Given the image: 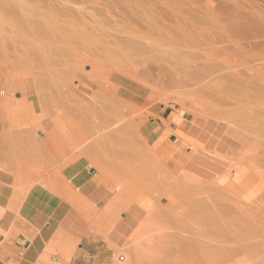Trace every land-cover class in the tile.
<instances>
[{
	"label": "rangeland",
	"instance_id": "374dc122",
	"mask_svg": "<svg viewBox=\"0 0 264 264\" xmlns=\"http://www.w3.org/2000/svg\"><path fill=\"white\" fill-rule=\"evenodd\" d=\"M3 1H5V4ZM3 1H0L1 2L0 8L3 9V7H5L6 5L9 8L5 7V10L0 9V14H2L0 15V33H1L0 55L5 50L9 49V47H11L12 50L16 48L14 50L17 51L18 55H19V51L20 53L22 52L19 55L21 58L23 54H25L24 53L25 50H27L28 53L29 51L31 52V50L26 49L28 48L27 47L28 45L29 47L30 45L31 47L40 46L42 44L40 43L39 45V42L41 40L39 41L38 39L39 42H37L36 35L35 34L31 35V33H29L30 35L26 33L28 37L30 36L29 38H27V35H25L24 33L26 29L24 28L23 31L19 30L20 23H18L19 25H17L16 21L18 20L20 15H22V17H20L22 19L26 18V20H30V21L32 20L39 21L37 23L39 24L42 23L44 26L46 25L45 32H47L46 34H48L49 32H52L51 28L55 26L56 27L58 26L60 28L59 25L63 24V22L59 20V17L61 18L63 13H67V12H64L63 10L60 11V9H62V6H60L59 4L63 6L64 5L67 6L69 10L70 8H72L71 10H74L71 11V13L73 12L72 16L73 18H76L75 22L73 23V33L75 36V42L78 41L79 44H82L86 41H94L92 35L90 34V29L99 31V32H95L94 34L97 38H99L98 35L102 36L104 34L106 35L113 34L114 30L120 29L136 36V37L133 36L134 37L133 41L137 42V46L130 47L131 49L128 48L129 52L136 54L135 52L137 51V49L138 50L141 48L143 50L145 49L143 51L144 53L143 52L139 53L137 57H135L137 58L138 62L140 61V59L141 60L144 59L143 60L144 62L140 61V64L137 62L139 67L137 69V75H138V71L139 74L143 75V77L142 75L140 76L138 75V78L141 81L139 82L141 86L146 87L147 84H153V86H155V89H152V91H150L149 89H145L144 90L145 92L136 93V95L139 94L138 98L135 100V104L138 107L136 113V121H138L141 125L139 124V126H137V130H136L137 132H135V134L136 133L139 134L135 136L138 138V139L136 138L137 141L135 142L137 143L136 144L137 146L138 145L140 146V147L138 146V150L140 149V153H142V155H144L145 153L144 156H147L146 157L147 160L145 158L142 159L143 161L145 160L147 161L150 171L154 173L155 181L153 180V183L155 184L150 185V187L152 186L151 191L153 193L149 189H147L149 186L147 188L143 186L142 190L139 188L128 189L127 192L125 193L124 200L121 202L122 208H126V206H129L131 202H135L141 205L142 209L148 210V208L153 203V198L156 195L162 194L164 190L168 188L173 192L182 189V188L179 189V187H183L182 185L187 183L185 179L189 181L188 182L189 185L190 182H195L196 184H198L199 181L196 178L198 179L201 178L200 180L202 184V191H203V195L206 197V202H212L213 204H224V203L228 204L231 203L230 201L235 195H238L239 197L242 198H248L249 200L256 199L255 197L258 194L257 189L259 184L255 182V184L250 183L251 185L248 186L249 178L250 177L253 179L256 178L258 180V175L260 176L262 175L261 171L264 168L262 167L263 168L262 170L260 167H255V169H251L249 173H246L245 178L243 176H240L239 178L235 176V172H239V168H237V166L234 165L233 161L236 159L235 157L237 155L240 157L242 155L239 154L240 153L239 149L236 148L239 147L238 143L240 142L238 141V139H237L238 142L236 141L234 135H237V129L239 130V127L240 128L245 127L247 124H254V123L264 124V96L262 94L264 93L262 91L264 89V49H263L264 48V22H263L264 0H195V1L194 0L192 1L191 0H178V1L177 0H173V1L172 0H154V1L152 0H146V1L145 0H115V1L114 0H53L54 2L52 0L49 1L35 0V3L33 2L34 0L33 1L3 0ZM156 1L158 2L157 4ZM13 2L17 6V9L15 5H14L15 6L14 9L10 7L13 5ZM252 2H254L253 5L251 4ZM46 3L47 4L49 3L48 5L50 6H48ZM51 3L53 4V6L51 5ZM241 4H243L244 6ZM106 5L107 6L110 5L111 8L109 6L107 7ZM230 6L231 8L229 9L231 11L229 9H226V7L228 8ZM53 7L55 8L53 9ZM67 7H63V8L67 9ZM222 7L224 9H221ZM15 9L18 12H16ZM35 9L36 10L39 9V10L36 12ZM133 9H135V11H132ZM56 10L57 12L59 11L61 13L63 11L62 14L60 13L61 16L59 12L58 14H56L57 13ZM122 10L123 12L125 11V13L123 12L121 13ZM136 11L137 13H134ZM232 11L235 15L234 14L230 15ZM235 11L239 13L244 12L242 14L245 15L246 13L247 16L250 14L248 16L249 18H247V16H244L247 18L246 19L243 17L242 14L238 15L239 13L237 14V12L235 13ZM227 14L230 15V17ZM10 15H12L13 17L15 15V17L14 18L12 16L10 17ZM55 15L58 16L57 17L58 22ZM130 15L132 16L130 21L134 19V21L132 22L133 24L135 23V21H137V19L139 20V22L137 21L138 26L137 24L132 25L129 19H127L128 17L130 18ZM191 16L193 18H191ZM235 16H241L242 18L238 17L239 20L241 19L239 21ZM36 18L37 20H35ZM120 18L122 20H120ZM170 18L173 20H171ZM250 18L252 19V21L254 20L255 21L251 22V20H249ZM167 19L169 20V22ZM47 20H49L48 23H52V24L47 25L48 24L47 22L46 24H44L45 21ZM245 21L246 22L248 21L249 24L248 22L245 23ZM197 22L198 23L200 22L199 23L200 25L197 24ZM235 22H237V24L239 25H241V23L242 24L245 23V25L247 24L246 26H244L243 24L244 28L241 27L242 25L241 26L238 25L244 31L240 29L239 30L240 32L238 31L239 33H237V29H239V27L237 26V24H235ZM223 23L225 25H223ZM233 23L235 24L234 28L231 27L233 26ZM209 25L212 28H210ZM228 25H229L228 29L230 28L231 30L232 28L231 32L233 34L230 31L228 32L227 29ZM150 26L154 29H152ZM31 27L33 28L32 25ZM47 27L50 28L48 29ZM140 27H143L141 28L142 30L139 29ZM254 27L255 30H252L254 29ZM204 28L205 30L206 29L208 30V32H206L205 34H204L205 30H203ZM245 29H247V31L249 29L248 33H246L247 31H245ZM250 29L253 32L250 31ZM167 30L170 32H167ZM201 30L203 31V36L204 35L206 36L203 38H207V37L209 38L203 40ZM193 31L194 33H192ZM5 33H7V35ZM155 33L157 35L156 37H155ZM207 33L209 34L208 36ZM248 34L251 36V39ZM57 35H59L58 32ZM164 35L167 36V38H165ZM215 35L217 36L215 37ZM29 40L31 42L30 44H28ZM184 41H187L186 44ZM21 42H23L24 45H22ZM34 42L38 44L35 45ZM138 44H140L141 46H139ZM243 44H245V46ZM253 44H257V45H253ZM142 45L145 46L143 47ZM45 46L46 47L49 46L48 48L53 47V49H57V50L60 48L61 50L60 47L61 45L57 46L56 43H55L56 47L51 44ZM22 48L24 49L23 51L21 50ZM249 49L251 50V52H249L250 51ZM63 50H65L63 52L65 55L66 52L68 53V56L66 55L67 57L73 55V54L72 55L69 54L72 53L71 50L67 49L68 51H70L68 52L65 48L62 47L61 51ZM58 52L56 53V55L55 54L51 55L54 57H49L51 61H47L49 59L48 56L50 55L45 56L47 58H45L44 56L39 58L37 55L31 54L32 53L31 52L30 55L31 56L33 55L32 58L35 56L36 58L38 57L37 61L36 60L33 61V59L31 58L29 59L30 55L28 58L25 57L26 55H24L23 56L24 59L21 58L23 59L21 60V62L19 60V62L15 61L16 64L14 62L13 64L6 63L5 66L7 68L4 67L6 71L5 72L3 71V73L0 74V84L1 82L4 81L0 85V91L2 90L7 94V92H9L10 90L11 93L10 95L8 93L5 96L4 99L6 100H3L2 99L3 96L0 95V121H2L1 125L5 123L4 127L3 126L1 127L0 132H2V137L5 136L6 130L9 131V134L14 132V138L16 139L15 140L13 138V135L9 136L8 134H6L8 135L7 137L9 140H5V138L7 139V137L2 138L5 140L3 142L4 143L6 142L5 144L6 147H4L3 142H2L3 144L0 142V144L3 145V148L2 147L1 148L4 149L3 152H0V159L2 160V161L0 160V164L2 166L1 168L2 171L0 170L2 172V173L0 172V248L4 244L9 242H12L14 247L21 248L23 242L26 241L29 242V246L25 249V251L27 253H30L29 257L31 258L32 262H34V264H72L73 263L72 259L74 257H78L77 254L78 246L81 243L82 237L89 236L90 239L92 238L96 239L95 244L97 245V249L93 251L94 257L89 260L88 264H127V263L149 264L148 263L149 255H147L145 251L144 252L142 251V253H140L141 255L138 253L137 256H135L136 253L133 252L130 244L134 246V244H138L137 241L139 243H142L144 240L143 238H146V236L150 235L153 232L154 230V228H152L153 225H150V227L148 228L145 227L146 229H144V231L142 228L140 232L139 231L135 232L134 234L135 236H134L133 235L134 232L132 233L131 230H134L136 225L133 224L132 226H129L128 225L129 223L126 224L127 222H125L124 218L121 217H117L114 220L104 221L103 223H101L100 221L99 222L92 221L93 224L90 223L91 221L86 222V220H81V219L77 220V218L76 221H74V219H71L70 215L72 216V212H69L67 210H71V208H73L72 204H74L75 200L73 196L71 197L70 195L72 193V190L75 189L76 186H74V184L72 183L69 175L67 177L62 176L63 180L60 181L59 180L56 181V179L48 180L47 177L46 181L44 183L42 182L43 185H41L40 182L42 181V179L37 175V172L39 170H43L44 161H45V165L48 163L53 164L54 162L49 158L50 162L52 161V163H50L46 158L45 153L42 151L43 149L41 145L44 148L43 143H45L47 139L45 137L46 134L42 128L41 111H37V110L33 111V113L35 114L34 115L35 117H33V119L36 118L37 119L36 121L32 119L30 120L31 117L30 115H28V113L30 114L29 110L33 109L32 107H29V110L26 109L27 111L24 110L25 107L24 108L22 107V109L18 111L15 118L9 119L10 116L9 111L11 109L9 107V104L12 102V100L13 102L16 103L20 102L21 99L25 98L24 93L27 92L29 89V85L28 84L26 85L25 81L22 79L24 73H22L21 69H17L16 66L17 67H19V65L24 66L25 63L26 64L28 63V61L30 63L33 61L31 65L33 66L36 65V67L33 68L34 70L32 72H34V74L37 75L40 74L39 75L40 78H46L45 75H47V78L52 77L53 79V77H55V74L59 76V71L64 73L66 71L67 79L64 77L63 78L66 79L65 82L67 81L68 83L66 85V88L62 87L65 89V91L63 89H61V91L63 90L64 92L63 94L67 93L65 94L67 97L68 95L71 94L70 89L75 85H77L78 83L76 79L71 80L69 78L70 77L73 78L81 74L82 71H83L82 74L89 71L88 64L90 62L88 59L83 60L82 65H80L82 69H80L81 67L79 66V64H75L74 62L73 64H70L73 61L72 57L71 59L69 58L71 60L69 61V59L66 58L64 54L62 55V52L61 53L59 52V54ZM259 54H261V56ZM63 56L67 60H64ZM87 57H83V58H87ZM45 61L48 63H45ZM65 61L69 62V65ZM41 63L42 64L45 63L43 64L44 66ZM65 63L68 66H66ZM141 63L143 64V66ZM7 64L11 68L15 67L12 68V70L15 69L13 70V73L10 70L11 68L7 70L8 69ZM46 64H48V66ZM76 66H78L79 69ZM40 67L42 69H40ZM46 67L47 69L45 70ZM1 69L2 68L0 66V70ZM69 70H70V74H68ZM142 70H144V72L147 71L148 73L147 72L140 73L142 72ZM148 70H150V72ZM161 71L164 75L171 74L172 72L173 76L169 75L168 77H164V78L160 77V80L158 77L159 86H156L152 82L157 78V73L159 74V72ZM40 72L43 74V76H41L42 74ZM61 72H60L61 74L60 76H62ZM145 74H148V76ZM149 74L150 77L151 75L153 77L150 78ZM170 77L171 79L173 78L175 83L173 80H172L173 82L169 80ZM232 78L233 81L231 82ZM31 79L33 84H35L34 79L33 78ZM54 80L56 79L54 78ZM238 81H240L242 84ZM237 82L240 83L241 85L237 84ZM255 83L256 84L258 83L257 85L259 86H257ZM224 84L228 86L226 87L224 86ZM221 85H223V87ZM260 86L263 89H261ZM67 89H69V91ZM258 89L259 91L262 92L261 94L258 91ZM239 92L243 95L242 97ZM12 93H14V97L12 96ZM22 93L24 95H22ZM42 93L45 96L48 94L46 92H45L46 94H44V92ZM17 94L20 95L19 100L16 98ZM37 95L40 96L39 92L37 93ZM43 95L42 97H44ZM55 96H58L59 99L64 98V96H59V95H55ZM55 96L53 97L52 94V96L49 95V98H53L54 100L55 99L57 100L58 98H55ZM250 96L251 99H249ZM232 98L235 99L232 100ZM54 111H51V113ZM54 113L50 118L51 120H54V118H56L60 114L57 110ZM25 115H28L29 119ZM234 126L236 127V129H233L235 128ZM228 127L230 128V130H227L229 129ZM234 130H235V134L233 133ZM230 131L231 132L233 131L232 134ZM18 137L21 139V141ZM29 137L33 141L31 142L34 145L31 142H28V140H30ZM36 139L39 141V143L37 142ZM230 141L232 143L237 142L236 144L238 146L235 147L236 144L233 146V144L230 143ZM26 142H28L27 145L29 148L26 146ZM144 142L146 145L144 144ZM29 145H33V146H29ZM22 147L23 148L26 147L25 151H23L24 149ZM194 148L197 149L199 152H202L201 154L199 153V155L197 156L199 157V159L197 160H194L195 158V153L193 152ZM2 149H0V151ZM22 151L25 153H23ZM33 151L37 152L36 155L35 153H33ZM233 153L236 156H234ZM134 154L135 153L133 151L130 152V155H134ZM42 155L45 157L43 158ZM11 158H13V160ZM231 159H233L232 162ZM193 160H194V166L198 167L200 165L201 169L198 168L193 172L188 170L186 175L189 176L184 175L185 178L183 176H180L181 178L179 177L178 178L179 180L175 182L174 185L172 183L169 185L165 184V181L167 180L166 179L167 172L165 170V165L176 166L179 171H182L187 167L191 168L193 166ZM159 162L162 164L163 167L159 164ZM11 164H16L18 166H23L24 168H26L25 174H23L21 170H19L21 173L19 171L16 172V175H18L17 181L19 180V178H24L29 180V183L26 182L25 186L23 184L20 186L18 182L14 184V176L12 171L13 169L12 167H9L12 166ZM203 168L205 169V171H207V174H202ZM211 169H216L217 175L212 172L208 173V171H210ZM116 170L117 169H115V171L113 172L115 174H113L112 180L113 182L118 183V185H120L122 181H126L127 179L124 176L120 177V174H118ZM91 171H93V173H91ZM220 171H223L225 174H228L229 179L231 178L237 180L238 181L237 185H239V187L243 185L244 186V188H242L243 191L234 194V196L229 191L223 192L222 186L224 184L222 182L221 177L218 176ZM84 173L88 177H94L95 175H97V170L94 169L93 167H87ZM262 173H264V170ZM20 174H22V176ZM190 175H192L193 177L191 178ZM62 177L60 178L62 179ZM161 177L163 178V181L160 180ZM157 178H159L160 181H157ZM183 179L185 182L183 181ZM191 179L192 180L195 179V181H191ZM64 184H66V186L70 185L71 187L69 186L70 188L69 187L65 188L66 186H64ZM196 184L191 183V185L194 187L196 186ZM175 185H177L178 187ZM261 185H264V183H262ZM95 189H96L95 191L97 192V197L100 199L101 198L110 199V197L114 195V194H110V195L106 194L104 190L98 192L97 188ZM154 189L158 192H156ZM67 191H70V193ZM75 191H77V189H75ZM137 192L139 194H137ZM116 225L118 226L117 229L114 228ZM129 227H131V230L128 229ZM140 233H142V235ZM156 233L157 232L155 233L153 232L152 235ZM143 234H145L146 236ZM131 236L134 238H132ZM212 238H214L213 235L208 236L207 240ZM85 241L86 240H84L82 243H84ZM217 241H219L218 235H217ZM60 249L61 251H59ZM126 256L127 258H125ZM78 259H81V257H79ZM135 260H137L138 262H135ZM78 264H82V262L79 261Z\"/></svg>",
	"mask_w": 264,
	"mask_h": 264
},
{
	"label": "bare ground",
	"instance_id": "6f19581e",
	"mask_svg": "<svg viewBox=\"0 0 264 264\" xmlns=\"http://www.w3.org/2000/svg\"><path fill=\"white\" fill-rule=\"evenodd\" d=\"M0 1H3V0H0ZM152 1H154V0H152ZM3 2L5 4V1H3ZM33 2L35 3V0ZM45 2H47V1H45ZM181 2H179V3H181ZM7 3H9V2H7ZM157 3L158 2L156 1V4ZM253 3L254 2H252L251 4L253 5ZM256 3H258V2H256ZM222 4H223V2H222ZM14 5L15 4L13 2L12 6H14ZM51 5L53 6L52 3H51ZM59 5L62 6V9H60V11L63 10L64 12H67V13H63V11H62L63 15L61 16L62 13L58 11L59 14L61 13L60 14L61 18L59 17V20H61L63 22V24L59 25L60 28L58 26L51 28L52 32H49L48 33L49 35L46 34L47 32H45V29H46L45 26L46 25L44 26L42 23H40L41 24L40 25L39 23H37L39 21H33V20L30 21V20H26V18L22 19V18H20V17H22V15H20L18 20L16 19L18 21V22L16 21V24L19 25L18 23H20L19 30L23 31V29L25 28L26 29V31L24 32L25 35H27V34L30 35L29 33H31V35L35 34L36 39H37V40L36 39L35 40L37 42H39L41 40L39 42V45H40V43H42L40 46H32L31 47V45H30V47H29V45H28L27 46L28 48H26V49L31 50L32 53L30 51L28 53V51L25 50V52H24L25 54H23V56L26 55L25 57L28 58L30 53H31L33 55H37L39 58H41L43 56L45 57L47 55H50V56H48V58L54 57L51 55L52 54L56 55V53L58 51L60 52L62 50V47H63L66 50L68 49V50L72 51V53H69V54H71V55L73 54V55L69 56V57H67L68 56L67 52H66L67 56L63 53L65 50L61 51L62 55L64 54V56L66 58L71 59V57H72L73 61L70 64H73V62H74L75 64H79V66H80L83 63V60H86V59H88L90 62L88 64V66H89L88 72L82 74V72H83L82 71L81 74H79L75 77H73V75H72L73 78H71V77L69 78L71 80L76 79L78 81V83H77V85H75L74 87H72L70 89L71 94L68 95V97L65 95L67 93L63 94L64 93L63 90L65 91V89L62 88V87L66 88V85L68 83L67 81L65 82V80L67 79L66 71H65V73L59 71V76L55 74V77H53V79H52V77L47 78V75H45L46 78H40L39 73H38L39 75H37V74H34V72H32L34 70L33 68L36 67V65L33 66V65H31V63L35 60L37 61V58H38V57L36 58V56L32 58L33 55L32 56L30 55V57H29V59L30 58L33 59V61L31 63L28 61V63H30V64L25 63L24 66H22V65L21 66L19 65V67L16 66L17 69H21L22 73H24L22 76V79L25 81L26 85L27 84L29 85V89L27 92L24 93L25 95L22 93V95H24L25 98L21 99L20 102L16 103V102H13V100H12V102L9 104V107L11 108V109L9 108L10 109L9 119L15 118L18 111L20 109H22V107L23 108L25 107L24 110H26V109L29 110V107H32L33 109L29 110L30 114L28 112H26L27 110L24 112H26V113H28V115H30V117H31L30 120L32 119V120L36 121L37 120L36 118L33 119V117H35L34 116L35 114L33 113V111H36V110L41 111L42 128L46 134L45 137L47 139L46 142L43 143L44 148L41 145V147L43 149L42 151L45 153V156L49 162H50V160L54 161L53 164L48 163L46 165H45V161H44L43 170H39L37 172V175L42 179V181H40L41 185H43L42 182L44 183L46 181L47 177H48V180L49 179L50 180L56 179V181H58V180L60 181V180H63L62 176L67 177L69 175L72 183L74 184V186H76L75 189H77V191H75V189L72 190V193L70 196L71 197L73 196L75 201H74V204H72L73 208L69 207V208H71V210H67V211L72 212V217L75 220L77 218V220L78 219L86 220V222L91 221L90 223L93 224V222H99L100 221L101 223H103L104 221L114 220L117 217H121V218H124L125 222H127L126 224L129 223L128 224L129 226H132L133 224L136 225L134 230H131V227L128 228L129 230L132 231V233L134 232L133 235L137 231L140 232L142 228L144 231V229L150 227V225H153V227H152V228H154L153 232L154 233L157 232V233L152 235L153 232L152 233L150 232L151 234L148 236L143 234L146 236V238H143L144 239L142 242L143 245H142V243H139L138 241H137L138 244H134V246H132V244H130L133 252L136 253L135 256H137L138 253L139 254L142 253V251L143 252L145 251L147 253V255H149V258L145 255L149 260L148 261L149 264H264V185H261L262 183H264V173H262L264 170L263 169L264 168V124L254 123V124H247L246 126L244 125L245 127H242V128L239 127L240 131L237 129V135L238 136L234 135L235 130H234V132L232 131L234 133L233 135L235 136V137L234 136L233 137L236 138V141L238 139V141L240 142V143H238L239 147H236V146H238L236 144L238 141L237 142L235 141L236 143L231 142L233 139L232 137H231L232 139L230 141V143H232L233 146L236 144L235 147L239 149V152H240L239 154L242 155L240 157L238 155L237 156L234 155V153H233V155L236 156L235 157L236 159L233 161V163L235 166H237V168H239V172H235L236 177L239 178L240 176H243L245 178L246 173H249V171L251 169H255V167H260L261 170L263 169L261 171L262 175L261 176L258 175V180L256 178H254V179L251 177L249 178V185L248 186L251 185L250 183L255 184V182L259 184L258 189H257L258 194L255 197L256 199L249 200L248 198H242V197H239L238 195L234 196V194H237L240 191H243L242 188H244V186L242 185L239 187V185H237V183H238L237 180H234L231 178L229 179L228 174H225L223 171H220L218 176L221 177L222 182L224 184L222 186V191L223 192L229 191L234 196L230 201L231 203L213 204L212 202H206V197L203 195V191H202V184H201V180H200L201 178L198 179L195 177L199 181L198 184H196L195 182H190V185H189V183H188L189 181H187L185 179V181L187 183L183 184L182 185L183 187H179V189L180 188H182V189H180L178 191L173 192L169 188L165 189V190L163 189L164 192L162 194H158L153 198V203L148 208V210L142 209V206L139 205L138 203H135V202H131L129 206H126V208H122L121 202L124 200L125 193L127 192L128 189L139 188L142 190L143 186L146 188L149 186L147 189H149L151 191L152 186L150 187V185L155 184V183H153L155 175L149 169V165L146 161L147 156H144L145 153H144V155H142V153H140V149L138 150L139 145L137 146L136 145L137 143L135 142V141H137L136 140L137 137H135V136L137 134H139V133L135 134V132H137L136 131L137 126H139V124H140L138 121H136V113H137L138 107L135 104V100L139 96V94L136 95V93L145 92L144 91L145 89H149L150 91H152V89H155V86H153V84H147L146 87H143L139 83L141 81L138 78V75L140 76L142 74H139V71H138V75H137V69L139 68L138 63L140 64V61L142 62L144 59L143 60L140 59V61L138 62L137 58H135V57H137V55L139 53H142L145 49L144 50L142 48H141L142 50L137 49V51L135 52L136 54L129 52L128 48L133 47V46H137V42L133 41V38H134L133 36H135V35L130 34L126 31L120 30V29L114 30L113 34H109V35L104 34L102 36L98 35L99 38H97L94 35L95 32H99V31H95L93 29H90V34L92 35V38L94 41H86V42L82 43L84 45L79 44L78 41L75 42V36L73 33V23L75 22L76 18H73V16H72L73 12L71 13V11H74V10H71L72 8H70V10H69L68 7L65 5L64 6L61 4H59ZM110 5H108V6L111 8ZM152 5H154V4H152ZM177 5H178V3H177ZM241 5H243V4H241ZM3 6H5V5H3ZM12 6H10V7L14 9L16 5L14 7H12ZM48 6H50V5H48ZM5 7H8V6L6 5ZM5 7H3L4 10H5ZM63 7H67V9L63 8ZM54 8L55 7H53V9ZM59 8H61V7H59ZM120 8H122V7H120ZM135 8H136V6H135ZM229 8H231V6L228 8L226 7V9H229ZM0 9H2V8H0ZM16 9H17V6H16ZM24 9H26V8H24ZM221 9H224V8L222 7ZM38 10L35 9L36 12ZM148 10H150V9H148ZM129 11H130V9H129ZM132 11H135V9H133ZM10 12H12V11H10ZM10 12H9V14H10ZM16 12H18V11L16 10ZM16 12H14V13H16ZM56 12H57V10H56ZM58 12L56 14H58ZM122 12H123V10L121 11V13ZM236 12L237 11H235V13ZM48 13H49V11H48ZM116 13H118V12H116ZM123 13H125V11ZM134 13H137V11ZM138 13H139V11H138ZM238 13L239 12H237V14ZM242 13H244V12H242ZM242 13H239L238 15H240ZM260 13H262V12H260ZM231 14L232 15L234 14L233 11L230 13V15ZM0 15H2V14H0ZM12 15H10V17ZM15 15H14V17H15ZM29 15H30V13H29ZM179 15H181V14H179ZM223 15H224V13H223ZM230 15H228V16L230 17ZM251 15H252V13H251ZM17 16H18V14H17ZM40 16H41V14H40ZM114 16H116V15H114ZM128 16H129V14H128ZM140 16H141V14H140ZM192 16H191V18H193ZM244 16H247L246 13H245V15H243V17ZM248 16H247V18H249ZM57 17L58 16H56V18ZM131 17L132 16L130 15V18L128 17L127 19H129V21H130ZM235 17H237V20H239L238 17L242 18L241 16H235ZM37 18H39V17H37ZM37 18L35 20H37ZM244 18H246V17H244ZM120 20H122V19L120 18ZM171 20H173V19H171ZM178 20H179V18H178ZM237 20H235V21H237ZM249 20H251V22L255 21V20L252 21L251 18ZM48 21L49 20L45 21L44 24H46V22L48 23ZM61 21H59V22H61ZM133 21H134V19L132 21H130V23H132ZM137 21L139 22L138 19H137ZM137 21H135L134 24L132 23V25L137 24ZM54 22H56V21H54ZM57 22H58V18H57ZM168 22H169V20H168ZM241 22H243V21H241ZM241 22H238V23H241ZM247 22L245 21V23H247ZM199 23L197 22V24H199ZM245 23H243L244 26L247 25V24L245 25ZM51 24L52 23H48L47 25H51ZM235 24H237V22H235ZM235 24L233 23V26H231V27L234 28ZM243 24L241 23L242 26L237 24V26L239 25V26L243 27ZM248 24H249V22H248ZM255 24H256V22H255ZM31 25L33 26V28L31 27ZM207 25H208V23H207ZM223 25H225V24L223 23ZM137 26H138V24H137ZM202 26H201V28H202ZM43 27H44V29H43ZM183 27H185V26H183ZM187 27H188V25H187ZM228 27H229V25L227 26V29H228ZM241 27H239V29H237V33L240 32L239 31L240 29L242 31H244ZM37 28H39V29H37ZM47 28L49 29L50 27H47ZM141 28H143V27H140L139 29H141ZM210 28H212V27L210 26ZM35 29L37 32L35 31ZM83 29H84V26H83ZM145 29H147V28H145ZM152 29H154V28H152ZM164 30H166V29H164ZM203 30H205V28ZM206 30H205L204 34L206 32H208V30L207 31ZM231 30H232V28H231ZM231 30L229 28L228 32L229 31L231 32ZM252 30H255V27ZM252 30L250 29V31H252ZM17 31H18V29H17ZM32 31H33V33H32ZM143 31H144V29H143ZM145 31H147V30H145ZM245 31H247V29H245ZM248 31H249V29H248ZM248 31L246 33H248ZM258 31H259V28H258ZM15 32H16V30H15ZM57 32L59 33V35H57ZM167 32H170V31L167 30ZM192 33H194V31ZM2 34H3V32H2ZM5 34L7 35V33H5ZM169 34H171V33H169ZM188 34H190V33H188ZM214 34H216V33H214ZM28 35H27V38L30 37V36L28 37ZM208 35L209 34L207 33V36ZM43 36H45V37L47 36V37L45 38ZM156 36L157 35L155 33V37ZM216 36L217 35H215V37ZM203 37H206V36L205 35L203 36V31H202V38ZM165 38H167V36H165ZM176 38H177V35H176ZM207 38H209V37H207ZM207 38H203V40L207 39ZM38 39H39V41H38ZM149 39H150V36H149ZM157 39H158V37H157ZM250 39H251V36H250ZM177 40H179V39H177ZM14 41H16V40H14ZM33 41H32V44H33ZM208 41H210V40H208ZM184 42L186 44L187 41H184ZM21 43H22V45H24L23 42H21ZM30 43L31 42L29 40L28 44H30ZM55 43L57 46L61 45L60 46L61 50H60V48L57 50V49H53V47L48 48L49 46L48 47L45 46V45H50V44L55 46ZM17 44H18V42H17ZM36 44H38V43H35V45ZM140 44H138V45L141 46ZM215 44H217V43H215ZM243 45L245 46V44H243ZM253 45H257V44H253ZM179 47H180V45H179ZM256 47H258V46H256ZM14 49H16V48H14ZM14 49L12 50L11 47H9V49L5 50L0 55V66L2 68L0 70V74L3 73V71L4 72L6 71V69H5V68H7L5 66L6 63H8V64L12 63L13 64V62L15 63V61L19 62V60H20V62H21V60L24 59L23 56L21 57L23 59H21L19 56L22 52L20 53V51H19V55H18L17 51ZM234 49H236V48H234ZM21 50L23 51L24 49L22 48ZM133 51H135V50H133ZM59 52H58V54H59ZM68 52H70V51H68ZM249 52H251V50ZM26 53L28 54V56ZM252 53H254V52H252ZM58 54H57V56H58ZM145 54H146V52H145ZM259 55L261 56V54H259ZM18 56H19V58H18ZM64 56H63V58H64ZM83 57H87V58H83ZM34 58H36V59H34ZM45 58H47V57H45ZM26 59H25V62H26ZM70 59H69V61H71ZM64 60H67V59L64 58ZM64 60H63V62H64ZM38 61H41V60H38ZM47 61H51V59L49 58ZM65 62L68 63V65H69V62H67V61H65ZM45 63H48V62L45 61ZM45 63H43V64H45ZM66 63H65V65L68 66ZM22 64H23V61H22ZM39 65H40V63H39ZM46 65L48 66V64H46ZM250 65H252V64H250ZM10 66H12V65H10ZM142 66H143V64H142ZM69 67H71V66H69ZM72 67H74V66H72ZM76 67H78V66H76ZM10 68L11 67H9V65H8L7 70H9ZM12 68H15V67H12ZM12 68L10 70L13 73V70H15V69L12 70ZM54 68H55V66H54ZM40 69H42V68L40 67ZM46 69H47V67L45 68V70ZM78 69H79V67H78ZM80 69H82V67ZM140 69H142V68H140ZM148 71L150 72V70H148ZM60 72L62 73V76H60L61 75ZM143 72H144V70H142V72H140V73H143ZM146 72H144V73H146ZM63 74H64V76H63ZM68 74H70V70H69ZM71 74H73V73H71ZM159 74L157 73V78L155 80H153V82H152L156 86H159L158 77L160 80V77L161 78L168 77L169 75H172V72H171V74H165L164 75L161 71V72H159ZM19 75H21V74H19ZM145 75L148 76V74H145ZM41 76H43V74ZM63 77L66 79H64ZM142 77H143V75H142ZM149 77H150V74H149ZM151 77H153V76L151 75ZM31 78L34 79L35 84H33ZM54 78L56 80H54ZM147 79H144V80H147ZM241 79H242V77H241ZM169 80L172 81L173 78L171 79V77H170ZM232 81H233V78L231 79V82ZM3 82H1V84ZM234 82H236V81H234ZM238 82H240V81H238ZM238 82H237V84L241 83V82L240 83H238ZM174 83H175V81H174ZM235 85H236V83H235ZM221 86L223 87V85H221ZM224 86H226V85L224 84ZM251 86H253V85H251ZM257 86H259V85H257ZM161 87H162V85H161ZM61 89H63V90L61 91ZM223 89H225V88H223ZM261 89H263V88L261 87ZM3 90H5V89H3ZM67 90L69 91V89H67ZM228 90H230V89H228ZM250 90H251V87H250ZM252 91H250V92H252ZM258 91H259V89H258ZM262 91L264 92V89ZM38 92H39L41 97L43 95L42 92H44V94L48 93L47 94L48 96L46 95L47 96L46 97L45 95H43L45 98L44 97L41 98L40 96L37 95ZM259 92H260V94L262 93L261 91H259ZM8 93H9V95L11 94L10 90H9V92H7V94ZM7 94L2 90L0 91V95L3 96V98H2L3 100H6L4 98ZM52 94H53V97L55 95H59V96L65 95L66 97L64 96V98L59 99L58 96H55V98H58V99L54 100L53 98H49V95L52 96ZM262 94L264 96V93H262ZM12 96L14 97V93H12ZM242 96L243 95L241 94V97ZM47 98H49V99H47ZM234 99L235 98H232V100H234ZM249 99H251V96ZM251 105H253V104H251ZM53 109L55 111L57 110L60 114L56 118H54V120H51L50 118L53 115V113L55 112ZM51 111H54V112L51 113ZM28 115H25V116L28 117ZM54 115H55V113H54ZM28 119H29V117H28ZM233 129H236V127ZM227 130H230V128ZM0 131H1V126H0ZM4 132H5V129H4ZM4 132H3V134H4ZM6 132H5L4 137H2V132H0V135H1L0 142L1 143L5 140H9L7 137L8 135L9 136L13 135V138H14V132H12L11 134H9V131H7V130H6ZM232 132H231V134H232ZM228 133H229V131H228ZM6 134H8V135H6ZM16 135H17V133H16ZM5 137H7V139ZM2 138H5V140ZM20 141H21V139H20ZM31 141L32 140L30 138V140H28V142H31ZM28 142H26L27 147H28V145H27ZM37 142L39 143L38 140H37ZM31 143H29V144H31ZM38 143H37V145H38ZM2 144H0V149L3 148ZM5 144H6V142L4 143V147H6ZM144 144H145V142H144ZM18 145H19V143H18ZM33 145H29V146H33ZM38 147H40V146H38ZM25 148H23L24 149L23 151H25ZM3 150L4 149H2L0 152H3ZM131 151H133L136 154V156H135V154L130 155ZM234 151H236V150H234ZM13 152H14V150H13ZM193 152L195 153L194 160L199 159V157H197V156L199 155V153L201 154L202 152H199L195 148L193 149ZM23 153H25V152H23ZM33 153H35V155H36L37 152L33 151ZM137 155H138V157H137ZM45 156H43V158ZM49 158H50V160H49ZM142 158H145L146 160L143 161ZM149 158H151V157H149ZM11 159L13 160V158H11ZM194 160H193V166L191 168L187 167L182 171H179L176 166L165 165V170L167 172V176H166L167 180L165 181V184L169 185L172 183L174 185V183L179 180L178 178L180 176L184 177V175L187 174L188 170L193 172V171L197 170L198 168H200V165L198 167L194 166ZM232 160L233 159H231V162H232ZM50 163H52V161ZM159 164L162 166V164L160 162H159ZM11 165L12 166H9V167H12V169H13L12 171H13V176H14V184L18 182V184H20V186L22 184L25 186L26 182L29 183V180L24 179V178H19V180L17 181L18 175H16V172L21 170V172H23V174H25L26 168H24L23 166H18L16 164H11ZM87 167H93L94 169H96L97 175H95L94 177H88L84 173V171ZM1 168H2V166L0 164V170H1ZM3 169H5V168H3ZM115 169H117L116 172H118V174H120V177L124 176L127 179L126 181H122L120 183V185H118V183L113 182V180H112V176H113V174H115V173H113L115 171ZM211 172L217 175L216 169H211L210 171H208V173H211ZM202 174H207V171H205L204 168H203ZM20 175L22 176V174H20ZM186 176H189V175H186ZM190 176H191V178L193 177L192 175H190ZM197 176H199V175H197ZM60 177H62V179ZM160 180L163 181V178L161 177ZM160 180H159V178H157V181H160ZM183 181H184V179H183ZM191 181H195V179H193V180L191 179ZM181 183H183V182H181ZM191 183L196 184V186L195 187L192 186L193 184L191 185ZM45 186H46V184H45ZM64 186H66V184H64ZM69 186L70 185L66 186L65 188H67ZM155 186H157V185H155ZM175 186H177V185H175ZM179 186H180V184H179ZM95 188H97L98 192L104 190L106 192V194H109V195L114 194V195L112 197H110V199H108V198H101L100 199L97 197V192L95 191L96 190ZM68 190H70V189H68ZM67 192L70 193V191H67ZM156 192H158V191H156ZM137 194H139V193L137 192ZM55 198H58V197H55ZM69 199H71V198H69ZM70 217H71V215H70ZM83 225H85V224H83ZM114 228L117 229L118 226L116 225ZM143 231H142V233H143ZM142 233H140V234L142 235ZM211 235H213L214 238L207 240L208 236H211ZM217 235L219 236V241H217ZM132 238H134V237H132ZM126 245H127V243H126ZM126 245H124V246H126ZM139 250H140V252H139ZM125 258H127V256ZM125 262H126V260H125ZM135 262H138V261L135 260Z\"/></svg>",
	"mask_w": 264,
	"mask_h": 264
},
{
	"label": "crops",
	"instance_id": "0c3cea01",
	"mask_svg": "<svg viewBox=\"0 0 264 264\" xmlns=\"http://www.w3.org/2000/svg\"><path fill=\"white\" fill-rule=\"evenodd\" d=\"M19 96V94L16 95L18 100L20 98ZM1 124L2 121H0V126L4 127L5 123H3V125ZM70 218L74 219L72 216ZM74 221L76 220L74 219ZM84 240L86 241L82 243ZM25 242L26 241L23 242L25 245L22 244L21 248L14 247L12 242L4 244L0 248V264H34V262H32L31 258L29 257L30 253L25 251V249L29 246V242ZM95 242V238L90 239L89 236L82 237L81 243L78 246V257H74L72 259V264H78L79 261H81L82 264H88L89 260L94 257L93 251L97 249ZM59 251H61V249ZM79 257H81V259H78Z\"/></svg>",
	"mask_w": 264,
	"mask_h": 264
},
{
	"label": "water",
	"instance_id": "95a60500",
	"mask_svg": "<svg viewBox=\"0 0 264 264\" xmlns=\"http://www.w3.org/2000/svg\"><path fill=\"white\" fill-rule=\"evenodd\" d=\"M173 140V139H172ZM91 173H93V171H91Z\"/></svg>",
	"mask_w": 264,
	"mask_h": 264
}]
</instances>
